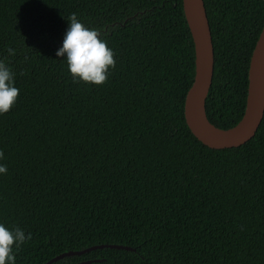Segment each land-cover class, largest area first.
I'll return each mask as SVG.
<instances>
[{
	"label": "trees",
	"instance_id": "obj_1",
	"mask_svg": "<svg viewBox=\"0 0 264 264\" xmlns=\"http://www.w3.org/2000/svg\"><path fill=\"white\" fill-rule=\"evenodd\" d=\"M204 4L214 50L206 115L228 128L244 111L264 0ZM72 13L114 51L100 85L74 82L55 56ZM0 58L19 89L0 114V222L31 233L15 264L100 244L133 250L51 264H264V115L237 147L191 133L194 47L181 0H0Z\"/></svg>",
	"mask_w": 264,
	"mask_h": 264
},
{
	"label": "water",
	"instance_id": "obj_2",
	"mask_svg": "<svg viewBox=\"0 0 264 264\" xmlns=\"http://www.w3.org/2000/svg\"><path fill=\"white\" fill-rule=\"evenodd\" d=\"M181 1L194 47V76L186 92L183 107L185 123L191 133L210 148L237 147L255 135L264 115V24L249 60L247 92L242 116L233 126L220 128L208 120L205 109V100L213 77L214 50L204 0ZM103 247L133 250L126 245L100 244L82 250L60 253L44 264H51L65 256L80 255ZM82 262L90 263L91 260Z\"/></svg>",
	"mask_w": 264,
	"mask_h": 264
},
{
	"label": "clouds",
	"instance_id": "obj_3",
	"mask_svg": "<svg viewBox=\"0 0 264 264\" xmlns=\"http://www.w3.org/2000/svg\"><path fill=\"white\" fill-rule=\"evenodd\" d=\"M9 56L15 54L8 48ZM56 57H62L67 72L74 82L100 85L109 76V70L115 67L114 51L107 46L97 29L83 24L72 13L60 46L55 50ZM19 89L15 84V73L6 59L0 58V114L7 113L15 104ZM4 159L0 151V161ZM8 168L0 163V176L7 174ZM31 239V233L25 234L19 227H9L0 222V264H15V249ZM14 246V247H13Z\"/></svg>",
	"mask_w": 264,
	"mask_h": 264
}]
</instances>
